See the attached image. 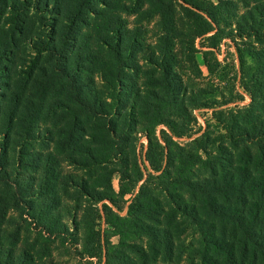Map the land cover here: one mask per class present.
Instances as JSON below:
<instances>
[{
    "label": "trees",
    "instance_id": "trees-1",
    "mask_svg": "<svg viewBox=\"0 0 264 264\" xmlns=\"http://www.w3.org/2000/svg\"><path fill=\"white\" fill-rule=\"evenodd\" d=\"M175 1L65 0L63 8V0H0V3L18 11L33 8L40 12L46 10L47 14H52L49 6L54 5L53 14L57 9L64 16V22L51 30L50 41L43 50L60 72L58 79L64 81V117L70 118L59 131L56 146L72 164L90 172L103 170L93 183L89 180L74 182L75 190L96 203H103L106 223L113 227L111 233L120 237L119 245L114 246L108 237L102 240L101 232L96 231L93 240L85 242L83 255H100L99 261H102L105 248L104 264H126L129 257L122 248H129L134 245L131 241L147 237L151 253L148 260L152 258L155 263L159 255L173 256L177 231L188 220L208 250L202 253V264H264V115L256 114L254 106L247 107L231 113L223 126L233 147L239 143H255L260 151L255 157L247 149L239 151L241 159L236 165L229 161L230 166L225 161L229 155L233 159L228 148L218 150L217 154L209 150L210 134L184 145L174 140V136L186 135V125L191 121L188 107L179 105L186 91L182 90L173 69L177 37L174 34L177 28ZM217 1V5L197 6L207 18L186 9L200 19L193 21L197 38L212 32L214 24L219 26L218 13L230 11L233 6L229 1ZM118 4L123 11L139 14L140 18H160L162 32L151 54L146 52L144 33L130 29L121 16L114 15ZM260 10H264L263 4L255 8V14L250 13L239 22L236 38L264 41V19L257 16ZM18 24L22 29L19 34L24 33L25 25L19 20ZM82 27H86L84 33ZM239 52L241 67L246 69L243 76H250L246 57L254 59L255 56L242 49ZM141 53L155 66L159 76L139 85L137 56ZM46 76L50 85H55L57 74L45 73ZM61 106L59 101L55 108ZM50 110L58 113L54 108ZM47 114L41 107L35 109L29 120L33 123L53 116ZM246 121L248 124H243ZM159 125H165L170 132L163 131L158 137ZM48 133L53 141L54 132ZM138 134L148 141L144 168L137 154ZM145 162L149 163L150 170ZM43 163L45 176L36 196H45L48 203L55 192L51 179L55 170L51 157ZM115 174L121 181L119 192L112 184ZM29 197L24 200L27 204L24 210L27 207L25 211L34 219L39 218V223L49 233H55L48 224L50 212L43 209L40 213L38 198ZM128 201L127 214L121 216L119 212ZM132 247L143 257L147 256L142 249ZM25 254L16 256L8 249L0 254V264H27Z\"/></svg>",
    "mask_w": 264,
    "mask_h": 264
},
{
    "label": "rangeland",
    "instance_id": "rangeland-1",
    "mask_svg": "<svg viewBox=\"0 0 264 264\" xmlns=\"http://www.w3.org/2000/svg\"><path fill=\"white\" fill-rule=\"evenodd\" d=\"M64 1L61 2L62 8L65 6ZM225 1L233 3L232 8L218 13L219 26L214 24V30L203 38L195 36V23L193 24V21L200 19L193 17L187 10L207 18L197 6L210 3L217 5L218 1H175L177 28L174 34L177 37L174 39L173 69L182 90L186 91L180 98L179 105L188 107L191 121L186 125V135L181 138L174 136V140L184 145L203 134H210L209 150L217 154L218 150L228 148L233 159L229 155L225 161L228 165L229 161L232 162L231 165H236L241 159L238 157L239 151L247 149L253 157L260 155V151L255 143H239L233 147L223 126L231 118V113L236 114L247 107L254 106L256 114L264 115V41L242 40L235 35L239 22L250 13L255 14V8L264 5V0ZM120 6L116 5L114 15L121 16L130 29H139L144 33L145 49L151 54L162 32L160 18H140L139 14L123 11ZM54 7L50 5L49 12L52 14H47L46 10L40 12L33 8L25 12L18 11L13 6L0 3V254L2 256L8 249H12L16 256L26 253L23 257L27 259V264H104L106 249L103 248L102 261H99L100 255H83L85 242L92 241L96 231L101 232L102 240L103 237H108L114 246L119 245L120 237L111 233L114 229L106 223L103 203H96L90 197L77 193L74 183L80 180L93 183L103 170L90 172L83 166L72 164L56 146L59 131L65 128L70 118L64 117V81L58 79L60 72L53 67L43 51L50 41L51 30L64 20L62 11L58 12L56 9L53 14ZM257 16L264 19V10H260ZM18 20L26 27L24 33L19 34L22 29H19ZM85 31L86 27H82V32ZM240 49L248 54L252 52L255 56L254 59L246 57L250 76H243V70L246 69L241 67L239 61ZM145 56L143 53L137 56L140 66L137 79L139 85L159 76L155 66L146 61ZM45 73L53 76L57 74L55 85H50V79L47 76L45 78ZM59 101L62 106L55 108ZM203 104L209 106L204 107ZM41 107L48 112L47 116H53L32 123L30 115ZM53 108L58 113L50 110ZM245 123L248 124L247 121L243 124ZM163 131L170 132L165 125H159L156 129L157 136L161 137ZM48 132H54L53 141ZM138 138L137 154L139 163L144 168L143 156L147 151L148 141L141 134L137 135ZM204 140L207 142L208 139ZM48 156L51 157L55 170L52 172L55 176L51 178L55 183V192L53 199H48V203H45V196L36 194L40 191L38 186L45 176L43 161ZM32 158L36 161L33 162ZM145 164L150 170L149 163ZM112 184L115 191L119 192V175L113 176ZM29 196L38 198L40 213L43 209L50 212L48 224L55 233H49L39 223V218L34 219L25 211L27 207L24 210L23 206L27 205L24 200L30 199ZM129 198L128 196L126 200ZM129 202L123 204L124 208L119 212L121 216L127 214ZM106 203L109 204L108 201ZM49 204L53 206L52 209ZM114 210L118 212L117 209ZM148 242L147 237H141L131 241L130 244H134L131 247L122 248L129 257L126 264H145L144 261L149 264H202V253L208 251L200 240L199 233L188 220L177 231L174 239L176 251L172 257L159 255L155 263L152 258L148 260L151 254ZM132 246L142 249L147 256L143 257Z\"/></svg>",
    "mask_w": 264,
    "mask_h": 264
}]
</instances>
